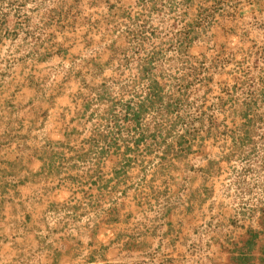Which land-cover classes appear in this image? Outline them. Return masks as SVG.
Instances as JSON below:
<instances>
[{
	"label": "crops",
	"instance_id": "0c3cea01",
	"mask_svg": "<svg viewBox=\"0 0 264 264\" xmlns=\"http://www.w3.org/2000/svg\"><path fill=\"white\" fill-rule=\"evenodd\" d=\"M259 46L253 70L264 69ZM112 60L98 71L93 60L67 72L55 107L37 111L36 132L59 133L56 140L0 141V264H264V178L258 204L234 201L255 191L247 168L240 180L233 172L244 159L204 155L198 169L191 166L189 132L155 123L162 98L154 64ZM116 73L128 92L110 87ZM6 114L1 136L8 138ZM60 115L69 123H56ZM222 165L231 166L230 178Z\"/></svg>",
	"mask_w": 264,
	"mask_h": 264
},
{
	"label": "rangeland",
	"instance_id": "374dc122",
	"mask_svg": "<svg viewBox=\"0 0 264 264\" xmlns=\"http://www.w3.org/2000/svg\"><path fill=\"white\" fill-rule=\"evenodd\" d=\"M263 42L264 0H0V141L45 138L46 133L36 132L42 124L37 111L55 107L64 93L58 83L67 72L75 74L93 60L98 71L109 58L129 68L151 62L162 98L155 103V123L189 132L196 169L204 155L243 158L233 172L240 180L247 168L255 191L248 199L240 191L233 200L258 204L264 178V79L253 83L252 77L264 78V69L253 70L251 62L258 55L253 48ZM245 46L252 51H242ZM114 81L110 87L132 88L124 79ZM145 88L144 83L139 90ZM7 112L8 138L1 136ZM56 123L67 124L69 118L60 115ZM58 134L46 138L56 140ZM232 143L238 144L233 154ZM242 143L250 145L241 148ZM215 168L210 167L212 176ZM222 168L224 174L232 171ZM0 183L6 188V181ZM193 199L198 205L200 198ZM5 202L0 196V215Z\"/></svg>",
	"mask_w": 264,
	"mask_h": 264
}]
</instances>
